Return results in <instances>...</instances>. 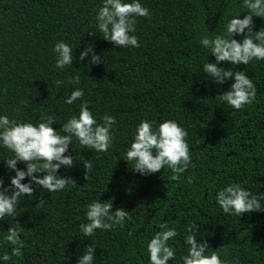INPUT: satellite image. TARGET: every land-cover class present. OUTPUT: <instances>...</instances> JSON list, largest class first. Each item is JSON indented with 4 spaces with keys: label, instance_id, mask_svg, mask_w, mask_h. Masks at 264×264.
Masks as SVG:
<instances>
[{
    "label": "trees",
    "instance_id": "1",
    "mask_svg": "<svg viewBox=\"0 0 264 264\" xmlns=\"http://www.w3.org/2000/svg\"><path fill=\"white\" fill-rule=\"evenodd\" d=\"M140 3L149 15L135 18L131 34L138 46L122 48L100 38L94 17L101 0H0V114L33 124L50 114L58 130L87 101L98 123L104 114L115 118L104 152L71 139L67 154L73 166L57 170L69 179L63 189L33 186L32 198L19 197L14 217L0 218V232L18 226L23 241L15 257L0 238V254L10 256L0 264H76L87 245L94 247L93 264H149L146 242L161 223L177 232L167 241L174 251L167 264H182L189 226L197 242H206L225 264H264V211L229 215L215 202L216 192L228 184L264 192V59L218 64L244 71L254 85L251 101L233 109L216 97L231 79L216 84L202 72L205 60L214 58L199 44L200 37L222 33L228 19L243 18L248 10L242 0ZM261 27L264 19L253 16V31ZM57 41L73 49V64L62 70L54 64ZM89 45L104 60L86 65L88 57L76 59ZM73 76L80 77L78 83ZM75 88L83 95L65 104ZM140 120L153 127L175 120L186 131L189 162L182 172L164 166L140 175L131 169L124 154ZM11 155L0 148V160ZM82 159L92 164L86 176ZM12 175L0 161L4 185ZM94 199L129 212L122 225L86 237L78 225L87 222L84 212Z\"/></svg>",
    "mask_w": 264,
    "mask_h": 264
},
{
    "label": "clouds",
    "instance_id": "2",
    "mask_svg": "<svg viewBox=\"0 0 264 264\" xmlns=\"http://www.w3.org/2000/svg\"><path fill=\"white\" fill-rule=\"evenodd\" d=\"M243 6L248 10L243 18L233 16L228 19L222 33L204 35L200 37L199 44L214 58L213 62H206L202 72L216 84H223L231 79L227 90L216 97L233 109H239L249 103L255 94L251 79L244 71H233L220 62L232 65L248 64L250 60L264 59V27L253 31L252 17L264 19V0H242ZM149 15L148 9L143 7L140 0H101V5L95 13L96 28L105 41L114 46L137 47V38L134 32L135 18ZM242 34V36H241ZM235 36L240 39L233 38ZM55 55V67L63 69L73 64V49L64 41H57L52 46ZM208 54V55H209ZM88 63H100L103 59L93 53L92 47L86 46L80 51L76 59ZM79 76H73L72 82H79ZM57 84L60 81H56ZM83 95L79 88L73 89L64 99L65 104H72ZM101 122L91 114L87 101L79 105L78 115H73L56 130L52 115L46 114L33 124L18 122L9 119L7 115L0 114V148L9 150L12 155L0 160L6 169L14 173L9 177L8 185L0 179V218L14 217L19 197L27 195L32 198L33 186H39L47 192L58 191L64 188L68 178L57 175V170L73 166V155L67 154L69 144L73 137L79 145L96 152H104L111 144V128L115 124L112 115L104 114ZM63 133V134H62ZM186 131L175 120H163L153 127V122L140 120L133 132V138L125 152L127 161L132 162L133 171L140 175L152 174L167 166L173 173L184 170L189 162V149L185 141ZM17 162L24 167H16ZM85 176L92 167L89 160H81ZM35 174V175H34ZM27 177V182L21 183ZM85 178V177H84ZM178 177L172 176L175 180ZM72 182V181H71ZM73 183V182H72ZM111 201V199H109ZM264 192L252 194L238 183L228 184L215 194V202L224 213L238 214L251 211H264ZM112 209L111 202H101L94 199L86 206L84 216L86 223L78 225L84 236H91L95 229L109 230L122 225L129 211L123 208ZM193 226L187 229L185 243L186 255L181 256L182 264H225L216 251L209 250L206 242H197V232L192 231ZM177 235L174 227H167L161 223L160 230L153 234L146 242L147 259L149 264H167L174 256V251L167 241ZM0 238L11 245V255L21 256L23 241L18 233V226H9L6 231L0 232ZM93 248L86 246L77 256L76 264H93ZM209 250L205 255V250ZM8 252L0 254V262L9 261Z\"/></svg>",
    "mask_w": 264,
    "mask_h": 264
}]
</instances>
